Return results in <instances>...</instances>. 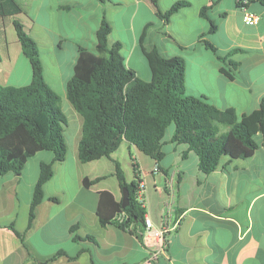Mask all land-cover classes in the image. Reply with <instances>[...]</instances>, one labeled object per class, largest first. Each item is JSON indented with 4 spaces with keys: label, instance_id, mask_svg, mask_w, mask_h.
<instances>
[{
    "label": "crops",
    "instance_id": "crops-1",
    "mask_svg": "<svg viewBox=\"0 0 264 264\" xmlns=\"http://www.w3.org/2000/svg\"><path fill=\"white\" fill-rule=\"evenodd\" d=\"M16 1L23 12L0 17V85L23 86L32 78L14 28L18 19L36 43L45 82L60 96V104L68 103L78 127L70 154L68 146L66 158L52 164L53 175L44 184V198L29 229L40 163L51 161L53 153L38 151L20 174L0 175V264H144L140 227L102 225L96 213L99 191L122 199L116 161L128 182L133 179L132 164H137L146 186V213L156 224L174 178V214L180 222L168 235V257L161 256L154 264H264V147L248 158L222 156L212 171L204 173L187 144L168 141L172 129L157 171L150 156L127 142L111 157L81 162L77 146L82 116L65 92L79 47H95L104 16L110 26L108 43H120L126 65L138 77L151 78L142 47L180 56L185 63V93L205 96L219 109L232 107L240 119L258 108L264 95V7L255 2L240 7L237 0H185L188 5L164 20L152 0ZM156 1L165 11L178 0ZM203 6H209L208 17L200 15ZM244 9L259 15L256 24L244 22ZM211 22L216 26L213 31ZM218 56L232 69L233 79L220 73ZM85 177L100 179L86 187Z\"/></svg>",
    "mask_w": 264,
    "mask_h": 264
},
{
    "label": "trees",
    "instance_id": "trees-1",
    "mask_svg": "<svg viewBox=\"0 0 264 264\" xmlns=\"http://www.w3.org/2000/svg\"><path fill=\"white\" fill-rule=\"evenodd\" d=\"M152 2L157 15L164 20L188 5L187 1L178 0L161 11L157 1ZM250 2L264 7V0H237V5L243 7ZM208 9L209 6L201 7L200 15L208 17ZM22 12L16 0H0V17H15ZM14 28L22 52L30 62L32 78L23 86L0 85V175L8 172L20 174L27 159L38 151L53 153L51 161L40 163L28 213L29 229L35 208L44 198V184L53 175V162L66 158L67 143L63 132L67 119L59 106L60 96L44 80L35 41L18 19H14ZM215 28L211 22L209 31ZM109 32V23L103 16L96 31L95 47H79L73 74L65 87L68 101L82 116L77 146L81 162L111 157L122 142H127L134 144L159 166L170 124L173 132L168 141L187 144L188 149L197 155L198 166L204 173L212 171L222 156L248 158L256 149L264 147V95L258 108L238 119L232 107L219 109L205 96L185 93V63L180 56H164L155 48L142 47L151 78L138 77L126 65L120 53V43H108ZM204 42L211 51H216L212 43ZM218 59L221 61L220 73L233 79L232 69L224 64L223 58L218 56ZM230 65L233 68L235 64ZM132 166L133 179L128 182L120 163L115 162L118 183L129 192L126 207H122L121 201H116L108 190L98 192L96 213L102 225L113 223L125 228L133 224L141 228L145 209L135 198L141 172L137 164ZM99 179L85 177L83 184L88 187ZM50 199L58 200L55 196ZM121 211L127 214V219L118 223L115 215ZM9 227L14 230L13 224Z\"/></svg>",
    "mask_w": 264,
    "mask_h": 264
},
{
    "label": "built area",
    "instance_id": "built-area-1",
    "mask_svg": "<svg viewBox=\"0 0 264 264\" xmlns=\"http://www.w3.org/2000/svg\"><path fill=\"white\" fill-rule=\"evenodd\" d=\"M259 15L256 12L243 10V20L248 25H254L257 23ZM157 164L154 167V171H157ZM135 198L140 205L146 208V186L141 179L135 189ZM174 202H175V182L173 176H171L168 183L167 199L164 202V209L161 215V221L156 224L152 217L146 213L143 215L142 225L139 229L141 242L146 250V257L143 260L144 264H154L161 256L168 257L167 253V239L171 231L175 230L180 222V216L174 214ZM127 219V214L124 211L115 215V220L118 223H122ZM130 225L125 226V229H129Z\"/></svg>",
    "mask_w": 264,
    "mask_h": 264
},
{
    "label": "rangeland",
    "instance_id": "rangeland-1",
    "mask_svg": "<svg viewBox=\"0 0 264 264\" xmlns=\"http://www.w3.org/2000/svg\"><path fill=\"white\" fill-rule=\"evenodd\" d=\"M61 110L64 112L66 115L67 123L68 125L64 127V137L67 143V147L69 146V154L71 152V147L74 143L75 140V135L77 132V127H78V122L77 119L69 112L68 110V103L62 102L59 104ZM173 125L170 124L168 129H167V134L172 131Z\"/></svg>",
    "mask_w": 264,
    "mask_h": 264
},
{
    "label": "water",
    "instance_id": "water-1",
    "mask_svg": "<svg viewBox=\"0 0 264 264\" xmlns=\"http://www.w3.org/2000/svg\"><path fill=\"white\" fill-rule=\"evenodd\" d=\"M129 204V192L126 187L122 188V199H121V206L126 207Z\"/></svg>",
    "mask_w": 264,
    "mask_h": 264
}]
</instances>
